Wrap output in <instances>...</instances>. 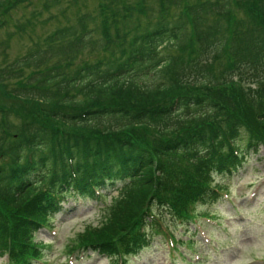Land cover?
Returning <instances> with one entry per match:
<instances>
[{"label":"trees","instance_id":"1","mask_svg":"<svg viewBox=\"0 0 264 264\" xmlns=\"http://www.w3.org/2000/svg\"><path fill=\"white\" fill-rule=\"evenodd\" d=\"M173 3L175 0H166L161 6ZM262 3L260 5L264 9V1ZM214 5L208 4V7L212 10ZM226 9L224 11H227ZM108 23L102 22L96 30L90 32L86 31L83 24H80L82 30L58 29L51 38V41L61 44V53L57 56L72 55L71 59H74L77 54L92 45L87 44L89 40L85 42L86 35L93 38L92 34L99 31V37L104 41L101 33L103 29L108 34L107 38L118 41L120 34L116 33L115 39L106 29ZM163 28L165 30L154 37L156 40L151 43L149 49L146 46L141 47V56L146 57L145 59H153V54L165 41L175 46V42L181 40L182 32L183 40H188V34L183 31L184 22L177 23L172 29L166 26ZM229 35L232 36L230 41L234 46L233 52L230 53L231 60L234 66H237L236 75L241 79L235 85L231 81H228V84L235 87L232 88L234 93L241 95L242 101L239 102L235 100L236 96L232 97L226 92L224 85L216 83V78L210 71L211 63L207 60L204 63L201 61L209 59L206 57V50L210 44L218 42L224 46ZM150 36L144 35V43H149ZM199 41L204 45V52L202 58H199L201 60H195L193 65L192 60L188 62L187 69L191 75L188 80L182 78L183 71L187 69L182 68L183 71H179L171 57L158 62L159 83L154 87H142L132 81L125 82L116 78L106 80L112 69L109 70L108 65L98 62L87 66L80 83L65 85L63 91H60V88L56 91L42 88L43 94L36 95L44 97L48 103L66 106L63 111H58L56 116L52 115L51 119L44 113H27L31 104L28 100L20 102L9 99L6 100L7 103H13L14 106L0 108V114L5 113L10 119L15 117L19 121L23 120L20 128L12 130L13 135L25 137L29 133L27 128L36 132V156H39V159L42 158L40 153L47 154L51 144V148L54 147L56 139L57 155L65 157L66 160V157L72 154L76 160L78 175L85 183L87 165L93 169L90 165L94 167V164L99 163L100 166L103 159L108 158V166L103 168L101 173L111 178L114 185L121 186L117 196L104 208L103 219L94 227L96 230L91 231V226L85 228L87 231L84 232L82 240L76 242L79 248L114 255L135 252L141 238L135 239L133 235H138L139 226L141 227L146 219V207L152 206L156 200L168 203L174 213L181 215V207L185 203H180L187 198L193 199L198 194L201 189L198 178L201 179L204 173L202 170L196 176L192 173V169L196 170L198 166L193 163L191 145L206 146L209 150L211 136L220 145H224L222 135L227 130L224 126L228 124L234 125L237 133L243 131L250 148L256 147L258 142L264 139V18L243 21L241 26L238 23L236 25V21L232 22L229 17L222 32L216 29L204 30L199 33ZM96 43L94 41L92 47H95ZM184 45L180 49L184 50ZM211 48L212 46L209 47V53H214L213 59L218 58L219 47L216 51H210ZM47 61L48 55L40 52L29 61L20 62L18 68L10 67L5 72L22 74L37 64L42 67L43 62ZM244 84L248 87L241 86ZM255 84L258 86L253 89ZM25 86L21 85L19 89ZM70 91L80 97L69 96ZM175 97L180 101L177 114L170 113V106ZM203 107L201 113L196 112ZM74 110L75 114L72 113ZM84 110L86 115L82 118L81 112L84 113ZM56 119L59 123L55 122ZM217 128H220L218 133ZM48 131L50 134L54 133L52 142L50 138L47 140ZM12 142V139L3 142L7 144L3 150L0 145V215H10L8 221L11 223L7 226L6 220L0 221V230L4 233L11 230L16 237L15 243L23 246L27 239L25 227L35 226L25 219L37 218L31 203L28 201L25 205L24 202L31 199L35 188L46 185L50 166L45 168L41 180L29 179L26 184L18 186L16 182L11 181L14 168L7 156L11 154L18 158L22 144ZM86 155L90 158V164L85 158ZM209 155V161L204 163L206 167L212 166L214 162L217 167L233 158L230 153L220 162L221 159L216 158L212 149ZM52 157L50 154V159ZM94 158L96 161L93 163ZM95 169L98 172V169ZM96 176L99 179V173ZM125 179L128 181L124 185ZM58 181H62L60 176ZM169 183H173L170 189ZM175 197L179 199L176 200ZM20 205L27 211L13 212ZM12 225L17 232L13 230Z\"/></svg>","mask_w":264,"mask_h":264},{"label":"rangeland","instance_id":"2","mask_svg":"<svg viewBox=\"0 0 264 264\" xmlns=\"http://www.w3.org/2000/svg\"><path fill=\"white\" fill-rule=\"evenodd\" d=\"M9 1L0 0V23H3L0 25V85L3 84L8 91H18L24 96H26L25 93L23 94L24 89L31 92L33 88L43 87L42 84L35 82L31 76L36 72L35 68L26 70L22 74L17 72L6 73L5 71L9 70L10 65L15 60L24 58L29 52H34L33 49L35 48H41V52L48 55V61L37 72L44 71L46 65H52L56 71H53L51 76L58 77L52 82H59L60 74L74 77L76 68L83 67L86 63L102 62L104 65L110 64L111 66L112 61L114 62L118 58H125L128 55L138 53L144 46V35L148 30H153L154 25L161 24L173 28L177 23L184 21L185 29L183 31L186 35L188 34L186 37L189 38L190 43L193 34L192 24H194L196 16L198 17L196 26L199 32L208 29H216L222 32L229 17L232 22L236 21V25L238 23L241 26L243 21L249 22L250 19L253 21L257 17L254 16L252 7L258 6L260 9H257V13L264 18V9L259 3L249 4L245 0H175V3L166 5L165 11L160 8L162 4L160 0H32L31 5L20 4L4 12L3 7L8 6ZM203 2L215 5L212 10L204 6L199 13L189 10L194 5ZM105 6L110 9L108 15L112 18L107 25L108 32L113 35L115 33L120 34L117 47L115 46V49L112 47L110 50H108L109 47L104 49L103 39L100 46L97 43V46L92 47L94 41L101 39L99 37L100 32L96 31L92 34L93 38L88 35L84 37L85 42L89 40L87 44L92 45L77 54L74 59H71L72 55L60 54L57 56L59 52L61 53V44L58 41H51L52 33L62 28H80L82 30L80 24L86 27V31L96 30L102 22L103 17L100 15H104ZM224 7L227 8V11H224ZM187 12L190 14L185 15ZM227 13L229 15H226ZM183 36L182 32L181 40L175 42V46H172L168 41L159 46L157 48L158 61L170 56L177 57L180 55L185 58L189 52L197 53L196 57L202 56L204 50L202 51V47L199 50L196 44H194L193 49L189 48L183 51L180 49L186 42L183 40ZM132 37L137 38L135 44L131 43ZM188 41L186 42L187 46H189ZM165 45L167 46L165 47ZM209 47L206 50L207 57H209L207 55ZM50 48L52 49L49 53L43 51ZM219 49L222 51V44ZM212 50L213 47L210 51ZM212 55H214L213 52L210 53V56ZM140 63L141 61H137L135 66ZM180 65L181 63H178L177 67ZM135 66H131V68ZM211 67L212 72L217 75L216 68L214 70L213 65ZM14 68H18V66ZM158 69L159 67H153L149 64L144 67L128 69L127 73L122 74L121 77H124L122 81L128 79L140 86L154 87L159 83ZM35 75L39 74L33 76ZM65 78L68 81V77ZM21 85L26 86L16 90ZM0 92L2 91L0 90ZM70 95L76 97L73 92ZM9 99L6 95L0 94V108L14 106L13 103H7L6 100ZM10 121L13 126L19 124L15 117H12ZM0 136L3 134L1 133ZM247 157L244 165L233 177L224 179L218 177V179L220 178L219 181L229 185L228 188L232 194L229 197L223 195L215 204L209 206V210L213 214L216 213L215 217L220 218V220L216 219L213 222V228H208L210 231L208 238L213 240V243L209 244L203 238L208 231L207 227L202 229L200 227L199 230H202V233L197 234L198 236L194 238L187 232V228L190 230V226L186 227V224L180 225V223L173 221L166 212L160 214L159 222L166 223L170 226V230H174L176 233H174L175 241L184 243L178 246L179 243L175 242L173 247L167 245L176 253L173 264L177 261L178 264H264V186L262 189L261 187L258 188L261 190L260 193L256 190L264 182V153L262 150L257 154L248 153ZM255 185L256 187H254ZM120 186L117 184L113 190H102L103 197L98 198V200L94 199L90 204L84 203L82 207L78 205L75 207L69 200L64 201V205L60 206L61 211L54 216L52 221L53 228H56V234L52 236L46 230L35 233V242H48L42 262L67 264L69 249L76 250L72 246L82 240L84 232L87 231L85 229L87 226H91V231L96 230L94 227L98 226L103 219L104 208L117 196L116 188ZM254 193L259 194L258 197L250 200L253 197L249 198V195ZM230 205L236 209L231 208ZM239 209L242 210L240 214ZM239 215L244 216L245 221H241L238 218ZM155 229L156 231L159 230L157 227ZM193 239L198 242L186 249L185 245ZM161 240L162 235L156 234L152 245L141 255H138L135 260H132L131 264H163L168 260L169 254L166 253L168 252L166 244L160 243ZM177 253L182 255L178 258ZM170 259L172 260V258ZM2 262H6V259H0V263ZM118 262L119 260L93 250L85 252L83 259L75 260V264H120Z\"/></svg>","mask_w":264,"mask_h":264}]
</instances>
